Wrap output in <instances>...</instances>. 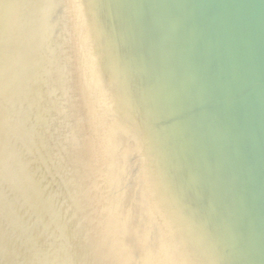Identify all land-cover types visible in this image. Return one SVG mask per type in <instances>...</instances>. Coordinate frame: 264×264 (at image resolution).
<instances>
[{"label":"bare ground","instance_id":"bare-ground-1","mask_svg":"<svg viewBox=\"0 0 264 264\" xmlns=\"http://www.w3.org/2000/svg\"><path fill=\"white\" fill-rule=\"evenodd\" d=\"M59 1L60 23L40 1L0 11V208L57 192L60 264H264L263 146L199 10ZM12 204L0 236L24 252L41 214L21 232Z\"/></svg>","mask_w":264,"mask_h":264},{"label":"water","instance_id":"water-1","mask_svg":"<svg viewBox=\"0 0 264 264\" xmlns=\"http://www.w3.org/2000/svg\"><path fill=\"white\" fill-rule=\"evenodd\" d=\"M188 1L183 13L192 12L194 8L199 10V18L202 19L201 24L211 52L214 59L220 61V67L227 78L224 83L226 99L245 111L251 125H254L264 150V0ZM153 21L156 27L167 23L163 18ZM125 153L123 152L122 156L126 157ZM149 155L151 156L149 164L153 167L156 159L152 158L150 152ZM28 164L30 169L40 167L34 160H30ZM261 164L264 169V159ZM62 170L63 168L60 171ZM44 184L49 183L44 181ZM50 192L58 196L57 192L47 188L44 199L40 197L33 199L29 206L33 214L29 213V210L15 209L14 205L20 201V198L10 192L6 193V197H2L4 206L13 203L11 206L13 215H8L9 219L5 220L7 224L25 232L31 227V223L36 221L34 216L40 214L41 223L38 226L34 224L33 239H25V233L20 236L24 252L19 251L16 245L6 246L5 236H0V264H32V260L35 264H60L61 241L54 226L57 222L53 221L54 217L50 211L45 212L43 205L44 200L52 199ZM3 205L0 208V232L3 218L7 216L2 209ZM67 220L69 221L68 218L64 221ZM38 237L39 240L42 239V242H38ZM32 248L41 252V257H38L42 262L38 263L37 259H33Z\"/></svg>","mask_w":264,"mask_h":264},{"label":"rangeland","instance_id":"rangeland-1","mask_svg":"<svg viewBox=\"0 0 264 264\" xmlns=\"http://www.w3.org/2000/svg\"><path fill=\"white\" fill-rule=\"evenodd\" d=\"M36 1H40V2H44L46 4L44 5H49V6H53V8L55 7L56 9H53L51 13V18L53 19V23H60L59 22V18L57 16H55L56 14H59L61 11V9H59V7L61 8V2L59 0H0V11L1 10H9L12 7H15L16 5H27V4H35ZM67 11V10H66ZM185 110V109H184ZM182 110V111H184Z\"/></svg>","mask_w":264,"mask_h":264}]
</instances>
